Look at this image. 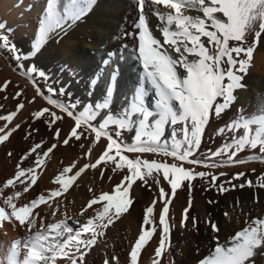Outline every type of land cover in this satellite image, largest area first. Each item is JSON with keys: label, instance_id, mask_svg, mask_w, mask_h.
I'll return each instance as SVG.
<instances>
[{"label": "snow or ice", "instance_id": "6c2138e0", "mask_svg": "<svg viewBox=\"0 0 264 264\" xmlns=\"http://www.w3.org/2000/svg\"><path fill=\"white\" fill-rule=\"evenodd\" d=\"M95 3L96 0H46L32 50L23 55L10 39L12 30L0 22V49L14 58L18 68H24L23 62L37 56L50 39L68 35L88 16ZM193 10L198 14H190ZM136 11L132 30H126L120 38L132 39L134 47L128 58L139 65L140 72L118 114H114L111 107L119 76L118 62L116 67H111L117 60L116 53L108 52L96 73L93 83L102 79L108 83L105 98L94 106L64 103L53 98L57 88L50 84L41 87L35 77L42 78L46 84L50 78L35 64H30L22 73L35 88L29 103L42 98L74 125L62 137L56 125L64 116L48 106L41 107L31 114L32 121L43 120L55 142L50 146H46L44 140L32 143L18 157L12 151L7 152V157L15 158L16 163L11 174L0 181V230L7 224L24 229L26 235L13 239L6 248L0 247V264H85V258L101 243H106L108 230L129 213L135 202L131 195L133 186L140 181L151 188L150 180L158 186L157 198L145 209L141 229L130 246L125 264H139L142 250L158 229V246L152 264H161V258L171 248L174 226L170 223L169 206L179 189L186 186L191 192L192 182L200 178L209 180L212 190L221 194L237 187L258 186L264 190V174L259 175L255 184L243 171L217 184L221 177H228L227 172L217 175L197 170V166L220 169L249 161L264 162V112L252 116L238 110L234 119L214 132V136L224 137L225 142L214 151L201 150L210 121L226 114L237 99L236 91L245 88V77L264 35V0H136ZM149 13L159 21L156 28L161 38H157L150 27ZM250 36H254L251 43ZM122 48L127 49L128 45L123 44ZM123 60L125 55L121 52L118 61ZM10 83L6 80L0 85V91L7 89ZM58 91L60 95L66 93L63 87ZM147 97H150L148 103ZM13 99L17 101L16 109L0 115L3 122L0 145L5 147L13 135L22 130L21 123H14L25 107L22 90L17 91ZM28 127L23 136L26 142L39 132ZM125 134L130 142L125 140ZM82 140L100 146L98 158L82 166L73 161L54 177L56 187L29 199L41 178L46 158L61 143L68 146L71 141ZM245 150L254 154L240 159L238 154ZM145 154L161 159H148ZM85 155H92L91 147ZM89 169L98 171L101 180L108 169L120 173L121 179L110 191L96 193L89 187L91 197L79 210V216L84 218L81 221L68 214L62 198L66 199L78 178ZM161 178L170 190L159 186ZM241 178L244 182H233ZM111 179L109 176L108 180ZM158 201L161 207L157 223ZM254 202L258 203L259 198L255 197ZM98 205L99 208L95 207ZM41 206L49 209L52 222L45 223L46 217L39 211ZM191 208L189 197L183 209L182 228L187 226ZM191 221L195 226L196 218L191 217ZM206 223L211 231L220 232L211 219ZM214 240V247L198 264H257V254L264 257V216L245 220L244 226L227 243H221L219 236ZM103 264H119V258L105 256Z\"/></svg>", "mask_w": 264, "mask_h": 264}, {"label": "bare ground", "instance_id": "6f19581e", "mask_svg": "<svg viewBox=\"0 0 264 264\" xmlns=\"http://www.w3.org/2000/svg\"><path fill=\"white\" fill-rule=\"evenodd\" d=\"M113 5H116L117 8V11L114 13L111 11ZM45 7L46 0H0V22H4L7 28L12 30L10 39L12 42L16 43L22 55L32 50V43L38 34L39 19ZM190 14L196 15L198 13L193 10ZM109 17H115L116 20L119 21L117 25L113 23V26H115V28L117 26L118 28L115 33H109L110 42L106 47L110 52L117 54V60L113 62L112 67H116L118 62L119 76L113 89L111 107L114 110V114H118L121 106L125 105L122 99L123 96L130 92L128 86L131 85L133 88L138 80L140 72L139 65L128 58L129 53L132 52L134 47L132 39L120 38L123 32L132 30V26L137 17L136 0H96L92 11L82 22L78 23L68 35L62 36L59 39H50L37 56L23 62L24 68H18L14 58L6 50L0 49V85L6 80L11 81L7 89L0 91V105H3V107L0 108V115L16 109L17 101L13 99V96L17 91L22 90V99L25 104L24 109L20 110L14 120V123L22 124V130L13 135L11 142L8 143L6 147L0 145V181H3L11 174L16 163L15 158L9 159L7 157V152L12 151L15 153L16 157H18L32 143L44 140L47 142L46 146H50L51 143L55 142L52 138V131L45 127V122L43 120L36 122L32 121L31 114L34 111L39 110L41 107L48 106L52 108L53 111H57L58 115H63L64 120L62 122H57L56 125L61 129L62 137L66 135L70 127L74 125V122L70 118L53 106L48 105L42 98L38 97L36 102L29 103L35 95V88L31 81L22 73L30 64H35L38 70L44 71L50 78L46 84L45 80L36 76L35 78L41 87L46 88L50 84L52 87L57 88V93L53 98L60 99L64 103L76 102L80 106L91 103L94 106L97 103L95 92L101 91L105 95L108 83L103 79L95 83H93V81L95 80L96 73L101 67L96 50L99 48L98 45L103 44L106 33L105 30L110 26L108 22L110 20L105 18ZM149 19H153L155 25L159 23L157 18L151 13H149ZM88 35L92 36L95 40L91 48L88 47ZM253 39L254 36H250L249 43H251ZM123 44H127L128 48H122ZM47 52L48 55L46 54ZM121 52L125 55V60L118 61ZM66 64L71 69V72L75 71V68L81 69L79 67L83 65L82 71H84L85 78L89 81L92 88L86 91L89 95L88 98H83L79 94L84 91V84L68 83V77H66L68 71L64 69ZM82 71L79 70L75 72L78 75L77 78L83 75ZM258 76L261 78L257 83V79L255 80V78ZM244 84V89L236 91L235 95L237 99L231 109L227 111L226 114L222 115L221 118H214L210 121V127L206 129L205 139L202 143V151L206 152L208 149L214 151L225 142L224 137L214 136V132L218 127L234 119L237 116L238 110L242 109L246 115L252 116L264 112V35L260 38L254 53L252 66L245 77ZM60 87L66 89L64 95L59 94L58 89ZM257 89L261 90V95L256 93L255 96ZM244 90H248V94L245 95L243 92ZM251 91H254V94L250 95ZM45 94L47 95V93ZM5 96H7V99H5ZM254 98H259L260 106ZM148 102H150V97L146 98V103ZM77 110H79V108ZM2 124L3 122H0V125ZM29 125L31 129H39V132L26 142L23 136L24 132L29 130ZM125 140L130 142L128 134H125ZM81 143L84 144L83 148L80 147ZM90 147L92 148V155L88 157L85 153ZM100 151V146H93L89 143V140H82L80 142L71 141L68 146H63L61 143L60 146L46 158L45 165L41 172V178L38 181V185L35 187V191L29 194V199L42 193V190H44L43 185H47L46 180L52 181L53 177H55L63 167L68 166L73 161H78L80 166L84 163L94 162L95 158H98ZM254 151L258 153V150ZM252 154H254L253 151L245 150V152L238 154V157L240 159H246L248 155ZM145 158L161 159V157L153 154H145ZM198 169L211 171L213 174L217 175L219 172H227L228 177H221V180L217 181V184L228 179L236 172L241 171L245 172L247 177L252 179L255 184L259 175L264 174V162L249 161L244 165L222 167L220 169H209L204 166H197V170ZM252 169H255V172H253ZM104 176L105 178L101 180L98 171L89 169L82 174L81 178H78L73 189L66 194V199L62 198V203L70 216H79V210L91 197L88 191L89 187L96 193L101 190L110 191L114 184L121 179V174L114 173L111 169L106 170ZM109 176L112 177L111 180H108ZM50 181L48 182L50 183ZM233 182L238 184L244 182V180L241 178L240 181ZM149 184L151 188L142 185L140 181L133 186L131 195L135 202L130 208L129 213L125 214L108 230L105 238L106 243H101L96 247L85 258V264H103L105 256L109 259L118 257L119 264H125L130 246L134 243V239L141 229L145 209L151 204L153 199L157 198L158 186L155 184L154 180H150ZM159 186L165 187L166 191L170 190L169 186L162 178ZM225 186L230 187V185L227 184ZM50 187L53 188L54 184ZM189 197H191L192 200V208L190 209V219L187 226L184 227L186 230V234L184 235L177 226L172 223V220L177 221V223L181 225L183 209L187 207ZM255 197L259 198L258 203L254 202ZM210 200L215 201V203L209 204L208 201ZM160 207L161 205L158 201L155 213L157 223ZM169 208L170 223L174 226L171 233V248L165 256L161 258V264H198V260L204 255H207L214 247L215 237L219 236L221 243H227L229 238L244 226L245 220L250 217L264 216V190L260 189L258 186L252 188L246 187L244 189L237 187L235 190H230L227 193L221 194L218 191L212 190L209 180L197 178L192 182L191 192L188 191L186 186L178 190L177 196L173 198V203ZM39 211L42 216L46 217L45 223L52 222L51 217L48 216L49 209L47 207L41 206ZM225 212L228 213L227 216L224 215ZM191 217L196 218L197 223L195 226H193ZM83 219L84 218L81 217V221ZM209 219L214 221L220 228L219 233L211 231L210 226L206 223ZM25 235L24 229L6 224L5 227L0 230V247L6 248L13 239L22 238ZM158 240L159 229L157 234L154 235L153 239L149 242V245L142 250L139 264H152L154 250L158 246ZM255 259L257 264H264V257H261L259 253Z\"/></svg>", "mask_w": 264, "mask_h": 264}, {"label": "rangeland", "instance_id": "374dc122", "mask_svg": "<svg viewBox=\"0 0 264 264\" xmlns=\"http://www.w3.org/2000/svg\"><path fill=\"white\" fill-rule=\"evenodd\" d=\"M111 11H112V13H114V12H116L117 11V8H116V5H113V8H111ZM105 19H109L110 21H108L109 23H110V26H108V28H106V33H105V36H104V40H103V44H100V45H98L99 46V48H97V52H96V54H97V56H98V59L100 60V63L102 62V60L103 59H105V58H107V53L108 52H110L108 49H106V47H107V45L109 44V42H110V34L111 33H115V31H116V29L118 28L117 26H116V28H115V26H113V23H115V25H117L118 23H119V21L118 20H116V18L115 17H109V18H105ZM115 21V22H114ZM149 22H150V27L153 29V33H154V35L157 37V38H161L160 36H162V34H161V32L159 31V30H157V28H156V25H155V21L152 19H149ZM106 27V26H105ZM109 30V31H108ZM112 31V32H111ZM114 31V32H113ZM110 33V34H109ZM88 39H87V42H88V47L89 48H91V46H92V43H94L95 42V40H94V38H92V36H90V35H88ZM77 42V41H76ZM105 42V43H104ZM47 55H48V52L46 53ZM75 67H76V65H75ZM101 67H102V63H101ZM111 67H112V65H111ZM79 68H81V69H77V68H75L76 70L75 71H73V72H71V69L69 68V66L66 64L65 66H64V69L66 70V71H68V73L66 74L67 76L66 77H68L67 79H68V83L69 84H74V83H78V84H84V86H85V89H84V91L83 92H81V93H79L80 94V96H82L83 98H88L89 97V95L87 94V92L86 91H88L89 89H92L91 88V86H90V83H89V81H87L86 80V78H85V75H84V71H82V68H83V65H80V67ZM140 68V67H139ZM82 71L83 72V75L82 76H80L79 78H77V74L75 73L76 71ZM71 74V75H70ZM260 78L261 77H256L255 78V80L257 81V83L259 82V80H260ZM79 79V80H78ZM119 86V85H118ZM130 87V88H129ZM130 89H132V86L131 85H129L128 86V90L130 91ZM256 89V88H255ZM127 90V91H128ZM254 90V89H253ZM125 92V91H124ZM244 92V94L246 95V94H248V90L246 91V90H244L243 91ZM256 93H258V95H261V90L260 89H257L256 90V92H255V96H256ZM95 98L97 99V102H102L103 101V99L105 98V95L101 92V91H97V92H95ZM252 94H254V91H251V93H250V95H252ZM129 95V93L127 94V95H124L123 96V101L126 103V101H125V97L126 96H128ZM254 100L257 102V104L260 106V102H259V98H254ZM198 171H205V170H201V169H198ZM53 180H54V177H53V179H52V181H50V180H46V182H44V183H46L47 185H43L44 186V190H42L43 192L42 193H44V191L46 190L47 192L49 191V189L51 190V188L52 187H50V186H53ZM48 181H50V183L48 182ZM52 183V184H51ZM48 186H49V188H48ZM45 187H46V189H45ZM54 187H56V185L54 184ZM53 187V188H54ZM45 191V194L47 193ZM101 191H103V190H101ZM100 206H97V208H99ZM72 217H74L75 219H79V220H81V216H72ZM70 223H74V221H70ZM172 223L175 225V226H177V228L181 231V233L182 234H186V230H185V228H182L181 227V225L180 224H178L177 223V221H175V220H172Z\"/></svg>", "mask_w": 264, "mask_h": 264}]
</instances>
